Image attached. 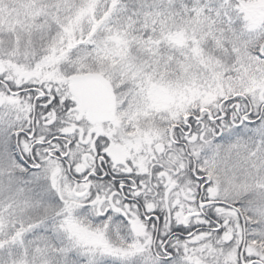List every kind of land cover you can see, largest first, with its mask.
<instances>
[{"label":"snow or ice","instance_id":"6c2138e0","mask_svg":"<svg viewBox=\"0 0 264 264\" xmlns=\"http://www.w3.org/2000/svg\"><path fill=\"white\" fill-rule=\"evenodd\" d=\"M0 264H264V0H0Z\"/></svg>","mask_w":264,"mask_h":264}]
</instances>
